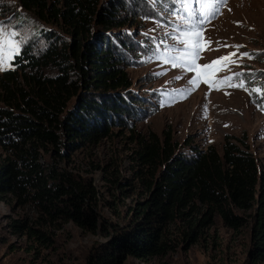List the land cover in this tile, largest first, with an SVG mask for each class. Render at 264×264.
Masks as SVG:
<instances>
[{
  "label": "trees",
  "instance_id": "16d2710c",
  "mask_svg": "<svg viewBox=\"0 0 264 264\" xmlns=\"http://www.w3.org/2000/svg\"><path fill=\"white\" fill-rule=\"evenodd\" d=\"M17 1L23 10L59 26L69 41L40 30L49 38L45 48L24 46L14 66L0 73V147L5 152L0 200L9 196V202L27 205L39 226L72 221L94 231L99 214L92 180L58 168L42 154L53 150L64 159L67 150L97 144L111 126L128 121L132 102L140 103L123 94L130 78L120 63L130 47L114 30L125 23L118 9L126 2L112 7L103 0ZM164 3L160 6L170 0ZM136 137L137 180L148 195L124 227L102 223L103 233L111 230L112 238L91 251L88 264L163 254L172 246V226L181 223L183 237L193 241L215 216L233 229L250 222L251 254L256 262L264 260V165L259 168L245 138L225 133L219 152L212 143L205 149L191 143L184 151L170 129L162 136L150 131ZM26 217L12 224L16 231L45 237Z\"/></svg>",
  "mask_w": 264,
  "mask_h": 264
},
{
  "label": "rangeland",
  "instance_id": "374dc122",
  "mask_svg": "<svg viewBox=\"0 0 264 264\" xmlns=\"http://www.w3.org/2000/svg\"><path fill=\"white\" fill-rule=\"evenodd\" d=\"M118 1L103 0L106 6L112 7L118 5ZM124 1L126 5L118 9V14L125 23L114 28L130 47L120 63L130 78V85L123 94L139 98L140 103L132 102L135 110H130L128 121L111 126L110 132L97 144L72 152L67 150L68 157L64 159L53 150L42 154L43 159L58 168L92 180L97 192L98 226L94 231L81 228L72 221L39 226L33 224L35 214L27 205H18L14 200L9 202V196H6L0 200V264H88L91 251L112 238L111 230L109 234L103 233L102 223L108 227H124L134 208L148 195L137 180L140 166L136 136L147 137L150 131L162 136L164 129H170L173 139L184 151L190 149L191 143L202 149L212 143L221 152L224 134L229 133L245 138L259 168L264 165V110L257 107L261 101L253 103L254 97L240 88L216 89L203 82L195 91L186 94V98H180L175 90L191 87L188 80L193 73L172 68L162 60L145 61L164 36L165 27L157 22L171 30L172 0L169 8L160 6L161 3L165 5V0ZM0 22L7 31L18 33L15 39L22 41L20 50L24 46L34 51L43 50L49 38L40 30L58 34L69 41V36L59 26L43 21L31 10H23L17 0H0ZM205 28V37L212 44L210 50L202 52L198 63L207 64L231 52H237L233 57L237 59L239 53L248 52L255 58L245 57L228 67L232 72L243 70L246 75L250 69L258 78L264 79V71H261L264 70V0H228L220 14ZM224 45L244 47L237 51ZM13 59L3 70L14 66ZM227 75L230 72L224 69L214 77L221 79ZM177 76L183 78L175 79ZM4 156L0 147V163ZM25 216L30 224L33 222L44 232L45 237L16 231L12 224ZM250 226L248 222L233 229L215 216L213 222L190 241L183 237V227L179 223L170 228L172 246L167 252L146 259L127 255L120 258L118 264H264V260L254 261L251 254Z\"/></svg>",
  "mask_w": 264,
  "mask_h": 264
},
{
  "label": "snow or ice",
  "instance_id": "6c2138e0",
  "mask_svg": "<svg viewBox=\"0 0 264 264\" xmlns=\"http://www.w3.org/2000/svg\"><path fill=\"white\" fill-rule=\"evenodd\" d=\"M227 2L228 0H172L173 7L170 10L172 19L169 21L171 30H167V26L157 22L159 26L165 27L164 36L156 44L153 54L146 57L145 61L162 60L172 68H180L186 73H193L188 80L191 87L175 90L180 98H186V94L195 91L203 82L216 89L225 86L240 88L250 97H254L253 103L260 100L257 107L264 110V79L258 78L250 69L246 75L243 70L232 72L228 67L237 64L238 60L245 57L255 58L253 54L243 52L239 53L237 59H233L237 56V52H231L207 64L198 63L202 52L210 50L209 46L212 44V41L205 37L207 31L205 25L211 23V20L220 14L221 8ZM17 35L15 31H7L3 22H0V70H3L12 57L19 55L22 41L15 39ZM169 41L172 43L170 44ZM161 46H163L162 52L160 51ZM224 47H234L238 51L244 46L224 45ZM224 69H228L230 75L215 79L214 74ZM162 74L155 73V75ZM182 78V76L175 77V79Z\"/></svg>",
  "mask_w": 264,
  "mask_h": 264
}]
</instances>
